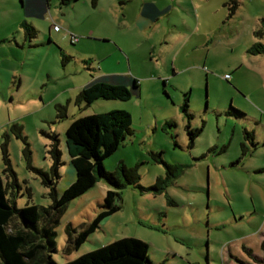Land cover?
I'll list each match as a JSON object with an SVG mask.
<instances>
[{
  "label": "rangeland",
  "instance_id": "1",
  "mask_svg": "<svg viewBox=\"0 0 264 264\" xmlns=\"http://www.w3.org/2000/svg\"><path fill=\"white\" fill-rule=\"evenodd\" d=\"M27 1L0 0V169L6 146L17 207L52 204L40 172L53 166L54 135L63 153L58 193L75 181L66 131L80 118L127 111L132 134L103 164L107 172L138 166L141 176L122 191L121 210L66 254L68 224L90 223L111 188L100 179L73 200L54 227L53 260L136 238L149 245L150 264H264V55L249 53L264 0H48L44 19L26 16ZM23 22L36 38H26ZM131 65L139 94L77 103L101 73L130 75Z\"/></svg>",
  "mask_w": 264,
  "mask_h": 264
},
{
  "label": "trees",
  "instance_id": "2",
  "mask_svg": "<svg viewBox=\"0 0 264 264\" xmlns=\"http://www.w3.org/2000/svg\"><path fill=\"white\" fill-rule=\"evenodd\" d=\"M59 1L62 5H70L78 0ZM92 2L96 5L98 0ZM22 26L26 29V38H36L38 31L32 25L23 22ZM255 35L259 42L252 45L249 53L264 55V43L261 41L264 38V19L261 20ZM64 60L70 61L71 58L64 56ZM164 83L166 84V81ZM139 90L140 84L137 80L132 83V91L124 84L93 81L90 86L81 90L77 103L84 102L90 106L97 100L126 102L132 98L133 93L138 94ZM187 107L186 105L185 111ZM131 126L132 117L124 110L75 120L66 131L68 154L76 173L75 181L62 194L58 193L57 184L61 179L63 153L59 137L54 135L49 150L53 160L51 171H39L43 184L50 189L52 204L48 208L34 204H28L21 209L17 207L15 199L20 186L8 149L3 147L5 168L0 169V264H58L52 258V254L57 252L54 227L58 225L68 205L89 192L100 179L111 188L104 198L102 211L80 230L68 224L66 254L77 251L100 228L105 219L121 210L122 191L130 186H140L139 168L128 167L121 162L115 171L107 172L103 163L113 156L127 136L132 134ZM15 129L26 144L24 156L30 163L32 152L27 137L22 127ZM192 133L193 131H190V136L194 138ZM245 137L252 138L253 134L247 132ZM161 185L162 181L158 180L152 190L159 191ZM66 264H150L149 245L136 238H123Z\"/></svg>",
  "mask_w": 264,
  "mask_h": 264
},
{
  "label": "crops",
  "instance_id": "3",
  "mask_svg": "<svg viewBox=\"0 0 264 264\" xmlns=\"http://www.w3.org/2000/svg\"><path fill=\"white\" fill-rule=\"evenodd\" d=\"M27 2L28 3H24V4L26 5L25 10H26V16L28 18H31V19H44L45 18L46 5L48 4L47 0H28ZM77 2H79V0L72 3V4H76ZM143 8L145 9L146 12L149 13V15L151 17H153L155 15V13H157L156 7H154L150 3L144 4ZM106 42L110 43L111 41L105 40L104 43H106ZM116 44H117V42H116ZM118 47L121 48L120 44ZM129 70L131 72L130 75H126V72L125 73L121 72V73H124L123 75L122 74H115V73H110V74L101 73L93 81H107V82H111V83H119V84H124L126 86L127 85L131 86L133 81L137 80L140 84V81L137 78L131 76L132 75V65L129 67ZM165 81L167 82V80H165ZM140 91H141V84H140L139 93H140Z\"/></svg>",
  "mask_w": 264,
  "mask_h": 264
},
{
  "label": "built area",
  "instance_id": "4",
  "mask_svg": "<svg viewBox=\"0 0 264 264\" xmlns=\"http://www.w3.org/2000/svg\"><path fill=\"white\" fill-rule=\"evenodd\" d=\"M54 31L55 32H60L61 31V28L59 27V26H57V25H54ZM73 39H77V38H75V37H72Z\"/></svg>",
  "mask_w": 264,
  "mask_h": 264
}]
</instances>
